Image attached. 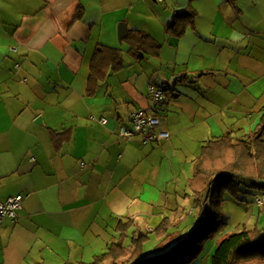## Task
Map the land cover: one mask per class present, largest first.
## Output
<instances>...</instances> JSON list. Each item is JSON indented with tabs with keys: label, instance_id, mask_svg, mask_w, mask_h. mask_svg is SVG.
I'll return each mask as SVG.
<instances>
[{
	"label": "crops",
	"instance_id": "1",
	"mask_svg": "<svg viewBox=\"0 0 264 264\" xmlns=\"http://www.w3.org/2000/svg\"><path fill=\"white\" fill-rule=\"evenodd\" d=\"M189 6L195 27L169 37ZM121 24L156 40L160 57L136 61ZM99 45L121 49L124 68L89 97ZM150 84L166 88L162 105ZM139 110L170 138L120 137ZM263 115L264 0H0V200L24 196L17 222L0 224V264H91L164 218L179 231L184 206L196 209L182 190L202 148L254 132Z\"/></svg>",
	"mask_w": 264,
	"mask_h": 264
},
{
	"label": "trees",
	"instance_id": "2",
	"mask_svg": "<svg viewBox=\"0 0 264 264\" xmlns=\"http://www.w3.org/2000/svg\"><path fill=\"white\" fill-rule=\"evenodd\" d=\"M82 15L83 9L79 6L74 21L81 20ZM196 18L197 12L192 6L175 14L167 35L177 39L183 37L189 27H195ZM123 43L138 62L161 55V45L143 31L127 30ZM123 68L121 49L99 45L91 61L87 95L94 97L109 74ZM244 184L256 192H264V115L254 132L240 139L229 132L208 141L202 148L195 160L194 176L189 181L199 213L192 229L186 233L172 231V220L164 218L152 233H133L131 248H125L122 241L112 240L107 252L96 256L91 264H194L204 252L206 243L226 226L222 220L225 191L235 196ZM129 228L130 223L118 226L120 232ZM151 234L158 242L153 252L147 253L144 246L151 240ZM211 264H264V229L244 230L222 238L211 257Z\"/></svg>",
	"mask_w": 264,
	"mask_h": 264
},
{
	"label": "rangeland",
	"instance_id": "3",
	"mask_svg": "<svg viewBox=\"0 0 264 264\" xmlns=\"http://www.w3.org/2000/svg\"><path fill=\"white\" fill-rule=\"evenodd\" d=\"M240 189L241 190H239V192L238 190L237 192H235V196H233L230 191H225L224 198L226 200L223 204L222 220L224 221L226 226L213 240H210L206 243L204 252L200 256V258L195 261L194 264H211V258L207 259V256L211 252L212 254L210 257L213 256L216 250L215 244L220 239L230 234L242 232L244 230L253 231L255 229H264V211H261V209L254 204V195L257 192L255 190L250 189L246 184L241 185ZM184 190H187L189 194L192 193L191 190L188 188L183 189L182 192ZM184 207L187 210L185 211V213H183L184 219L178 226V229L181 233H186L190 229H192L194 226V222L199 216L197 209H195L192 214H189L190 208L193 207V202H190V204H186ZM173 230L174 229H172V231ZM153 235L154 234H152L151 237ZM157 242L158 240L156 241V243ZM154 246L155 244L148 245V247L146 248V252H153Z\"/></svg>",
	"mask_w": 264,
	"mask_h": 264
},
{
	"label": "built area",
	"instance_id": "4",
	"mask_svg": "<svg viewBox=\"0 0 264 264\" xmlns=\"http://www.w3.org/2000/svg\"><path fill=\"white\" fill-rule=\"evenodd\" d=\"M159 3H165L166 0H156ZM148 94L155 107L162 105L168 99V92L164 86L150 84ZM103 124L107 123L106 119L102 120ZM132 129L125 125H120L119 136L125 139L140 137L143 144L160 143L170 138L166 131L159 130L161 120L158 115L149 113L144 110L136 111L131 117ZM85 167V164H81ZM24 196L16 195L9 197L6 201L0 200V224L10 219L17 222L19 211L23 207ZM254 204L264 211V192H257L254 195Z\"/></svg>",
	"mask_w": 264,
	"mask_h": 264
},
{
	"label": "water",
	"instance_id": "5",
	"mask_svg": "<svg viewBox=\"0 0 264 264\" xmlns=\"http://www.w3.org/2000/svg\"><path fill=\"white\" fill-rule=\"evenodd\" d=\"M126 32H127V30H126V26H125V24H121L120 27H119V37H120L121 39H123V37L125 36ZM207 198H208V194H207V196H206V199H207Z\"/></svg>",
	"mask_w": 264,
	"mask_h": 264
}]
</instances>
